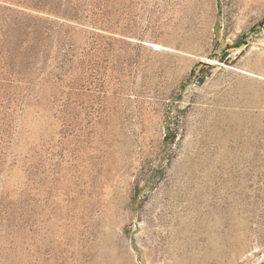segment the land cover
<instances>
[{
	"label": "rangeland",
	"instance_id": "rangeland-1",
	"mask_svg": "<svg viewBox=\"0 0 264 264\" xmlns=\"http://www.w3.org/2000/svg\"><path fill=\"white\" fill-rule=\"evenodd\" d=\"M0 264H264V0H0Z\"/></svg>",
	"mask_w": 264,
	"mask_h": 264
}]
</instances>
